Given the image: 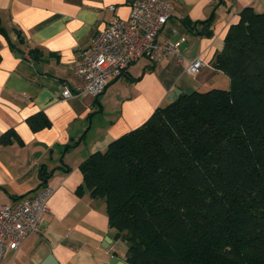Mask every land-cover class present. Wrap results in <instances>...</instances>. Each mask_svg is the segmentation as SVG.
<instances>
[{"label": "crops", "instance_id": "1", "mask_svg": "<svg viewBox=\"0 0 264 264\" xmlns=\"http://www.w3.org/2000/svg\"><path fill=\"white\" fill-rule=\"evenodd\" d=\"M130 1L0 0V25L7 34L0 33V135L12 130L21 139L0 143V205L45 185L53 188L38 230L3 264H106L113 257L115 264H126V251L118 252L121 233L110 228L104 199L79 189V164L143 124L169 103L173 89H227L229 79L212 59L241 9L264 11V0H171L170 17L157 39L178 42L181 56H199L203 67L192 74L174 54L156 62L142 56L100 95L63 98L65 88L74 91L80 83L71 72L73 60L112 16L128 17ZM38 112L50 125L34 131L27 118ZM116 233L111 241L108 235Z\"/></svg>", "mask_w": 264, "mask_h": 264}, {"label": "trees", "instance_id": "2", "mask_svg": "<svg viewBox=\"0 0 264 264\" xmlns=\"http://www.w3.org/2000/svg\"><path fill=\"white\" fill-rule=\"evenodd\" d=\"M211 64L227 89L176 97L79 164L126 264H264V11L241 9ZM27 122L50 125L40 112Z\"/></svg>", "mask_w": 264, "mask_h": 264}, {"label": "built area", "instance_id": "3", "mask_svg": "<svg viewBox=\"0 0 264 264\" xmlns=\"http://www.w3.org/2000/svg\"><path fill=\"white\" fill-rule=\"evenodd\" d=\"M171 7V0H131L128 17L112 16L106 27L97 32L89 48L73 60L71 72L80 83L75 93L65 88L62 97L80 93L100 95L142 56L156 62L174 54L183 62L187 73H196L204 66L202 58L184 59L178 51V42L157 39L170 17ZM114 8V5L109 6L110 10ZM52 192L53 188L45 185L34 195L0 205V264L9 252L17 250L38 230L48 211L47 202Z\"/></svg>", "mask_w": 264, "mask_h": 264}, {"label": "water", "instance_id": "4", "mask_svg": "<svg viewBox=\"0 0 264 264\" xmlns=\"http://www.w3.org/2000/svg\"><path fill=\"white\" fill-rule=\"evenodd\" d=\"M34 65L36 66V68L40 72L41 68H40L39 64L35 63ZM192 92H193V90L191 88H187L183 91H180L178 89H173L171 92V97H168L167 100L170 102L178 96L190 95ZM108 236H109V238H111L110 239L111 241H112V239L116 240L119 236V233L109 234ZM116 261H117L116 258L113 257L106 264H115ZM121 264H123V263H121Z\"/></svg>", "mask_w": 264, "mask_h": 264}, {"label": "rangeland", "instance_id": "5", "mask_svg": "<svg viewBox=\"0 0 264 264\" xmlns=\"http://www.w3.org/2000/svg\"><path fill=\"white\" fill-rule=\"evenodd\" d=\"M126 248H127V242L126 240H124V238H121L118 242V252L123 254L125 253Z\"/></svg>", "mask_w": 264, "mask_h": 264}]
</instances>
